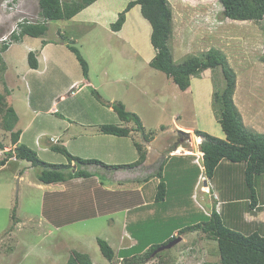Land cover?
<instances>
[{
  "label": "rangeland",
  "instance_id": "1",
  "mask_svg": "<svg viewBox=\"0 0 264 264\" xmlns=\"http://www.w3.org/2000/svg\"><path fill=\"white\" fill-rule=\"evenodd\" d=\"M130 1L99 0L71 20L50 22L48 32L42 38L26 36L21 42L13 41L9 49L0 54L1 69L3 64L6 66L0 71V93L12 90L10 97L5 94L7 102L22 116L19 130H24L31 123L28 130L30 138L36 132H57L62 125L55 117L72 120V132L84 129L86 131L83 132L93 134L105 124L122 125L124 128L134 126V122H122L114 111V106L122 103L128 112L141 118L145 130L136 133L134 139L145 143L147 155L148 152L150 155L149 161L131 177L134 181L120 178L119 182L127 184L136 182L137 178L148 179L142 182L147 186L145 192L142 196L136 194L133 199L141 201L144 198L145 206H150L138 212L140 218L136 214L134 217L131 215L128 228L126 212L122 209L124 200L114 212L96 215L98 209L90 196V189L96 183L94 179L86 184L88 188L77 183L73 186L79 203L86 208L76 206L73 200L74 203L70 204L61 197V206L52 207L59 213L50 215L51 208L46 211L44 207L45 191L37 187L38 178L46 169L42 166L31 169L25 180L20 182L18 177H14L13 170L21 168L19 161H15L9 164L10 168L0 169V264H66L72 250L89 254L94 264H123L119 256L109 262L102 255L97 239H109L116 255L122 249L133 248L122 253L132 256L143 254L151 246H164L172 236L181 238V242L160 252V257H156L157 253L145 264H219L220 255L215 241L201 232L180 235V230L207 220L206 215L211 214L214 208L213 199L218 201L214 187L220 194L226 191V187L232 189L228 193L232 205L222 211V220L233 229L236 227L241 231L244 227L242 218L251 212V191L243 176L244 164L240 168L225 170L227 164L224 163L216 169L212 179L207 178L204 164H197L202 158V138L198 142L196 130L225 139L213 107L214 92L226 86L222 69L203 72L192 78L189 90L181 91L165 73L150 66L156 55L151 44L152 26L143 18L140 6L128 13L120 32L112 30L111 25ZM168 1L173 12V35L169 46L174 62L181 64L211 49L221 51L236 73L234 103L244 125L264 133V20L239 22L227 19L218 0ZM41 21L39 0H0V48L4 41L10 40L21 22L35 24ZM58 30L66 33L70 38L69 44L78 48L88 63L89 78L86 81L75 54L66 44L59 42ZM44 40L51 44L47 51L41 48ZM31 52L39 61L37 70L30 67L28 58ZM82 78L87 86L80 88L79 82L72 85ZM29 89L30 94L27 95ZM26 96L30 100L28 104L32 103L30 109L26 106ZM54 102L61 112L56 116L47 114ZM39 110L44 112L39 113ZM44 114L47 116H42ZM83 123H92L95 127L85 129L81 126ZM149 134L155 139L144 142V135ZM48 139L45 138L44 142ZM0 141L8 147L12 144L11 133L1 124ZM125 143L131 142L126 140ZM129 152L119 157L120 163L128 159ZM38 155L48 164L69 165V159L51 147L49 152ZM4 157L0 152V160ZM201 158L200 162H203ZM75 165L72 164L73 167ZM77 169L94 173L100 180L105 174L89 165L78 164ZM161 182L166 183L168 194L164 202L156 203ZM253 186L256 197L263 202L264 177H256ZM100 191H97L98 196ZM127 194L131 195H124ZM207 194H211V198ZM236 198L242 201L236 203ZM262 210L254 212L258 220L256 224L259 221L264 223ZM78 214L86 218L66 224ZM113 220L115 227L111 225Z\"/></svg>",
  "mask_w": 264,
  "mask_h": 264
},
{
  "label": "trees",
  "instance_id": "2",
  "mask_svg": "<svg viewBox=\"0 0 264 264\" xmlns=\"http://www.w3.org/2000/svg\"><path fill=\"white\" fill-rule=\"evenodd\" d=\"M99 0H39L40 16L43 21L32 24L30 22H21L18 30L14 31L9 41H4L0 48V54L9 49L13 41L21 42L26 36L31 38H42L46 35L49 23L52 21L71 20L88 7ZM223 7L225 18L245 22V21H263L264 20V0H218ZM140 6L141 14L152 26L151 44L155 50V57L150 66L158 71L165 73L183 92L189 90L191 80L200 76L203 72L211 69L221 68L226 80V86L221 91L214 92V112L218 122L225 134V139L212 136L206 132L196 130V137H199L200 151L204 154L203 164L207 178L212 179L216 169L222 162L231 164H244L245 183L249 187L251 199L249 207L255 210L260 203L256 197L254 180L256 177H264V134L248 129L243 122L242 115L234 103V95L237 86L236 73L231 68L227 57L219 50L211 49L200 57H190L181 64L174 62V56L169 46L173 35V12L168 0H131L127 7L119 14L118 19L111 25L114 32H120L127 21V15L132 9ZM58 31L59 42L66 44L69 50L75 54L82 66L83 74L86 79L89 78V66L82 57L78 48L69 44L66 33ZM49 42L43 41L44 45ZM30 67L34 70L39 68V62L34 52L29 54ZM3 62V61H2ZM6 69L3 64V69ZM7 90L6 95L10 94ZM5 94L0 93V124L4 130L11 133L12 145L14 149L5 151V145L0 141V149L5 157L0 160V167L5 166L11 158L24 160L31 163L33 167H44L39 180L45 184L67 182L75 178H90L92 174L82 169H76L71 166L74 162L76 168L81 165H97L113 170L133 169L141 166L147 160V149L144 145L136 142L138 151V160L130 165H107L97 159H83L72 155L64 147H55L54 150L63 153L69 159V165L48 164L42 161L38 153L28 146L19 143L20 131L14 132L18 124V115L12 106H9ZM114 111L118 114L122 122H134V126L122 127V125L105 124L100 126V132L105 135L117 137H128L133 132L138 133L145 130L141 118L134 113L126 110L122 103L114 106ZM144 135V142H150L155 139L153 135ZM145 144V143H144ZM160 168L162 173V168ZM69 170V172H68ZM73 170L74 172H72ZM161 173L159 176L161 177ZM168 189L164 182H161L157 189L155 197L156 203L164 202ZM211 214H207V220L199 222L180 230V235L186 233L201 232L211 241H215L220 255L219 264H264V223L255 224L253 229H247L246 225L239 229H233L222 220V212L217 211L216 201ZM15 219V216H14ZM240 227V226H237ZM256 229V230H254ZM172 236L167 242L175 240ZM102 255L112 262L115 259V252L106 240L97 239ZM160 246H151L141 255L123 257V264H145L146 260L153 257L154 252ZM160 257V253L156 257ZM66 264H94L87 254L76 250L70 252V257ZM216 264V263H215Z\"/></svg>",
  "mask_w": 264,
  "mask_h": 264
},
{
  "label": "crops",
  "instance_id": "3",
  "mask_svg": "<svg viewBox=\"0 0 264 264\" xmlns=\"http://www.w3.org/2000/svg\"><path fill=\"white\" fill-rule=\"evenodd\" d=\"M59 31V30H58ZM63 32V31H62ZM61 32V33H62ZM58 34V32H57ZM38 39V38H35ZM45 41V40H44ZM23 43V42H22ZM51 44L48 43L47 45H42V51L46 50L49 48ZM38 50V49H36ZM39 62V61H38ZM81 83L80 88L87 86V83H85L84 79L82 78V80L79 81H75L72 85H74L75 83ZM92 86V84H91ZM31 87V85H30ZM190 89V88H189ZM9 92H11L9 94V97L12 95V90ZM30 94V89L29 92L27 93V95ZM18 100H24L23 98H19ZM26 106L28 109H30L32 107V103L29 105L28 104V97L26 96V100H25ZM39 104H41L39 102ZM42 105H44L42 103ZM56 106V102H54L47 111V114H52V115H58L61 112L59 111L58 107ZM47 107V105H46ZM14 108V107H13ZM17 115H18V124L16 125L14 132L16 131H20L21 135H20V141L19 143L28 146L31 149H35L38 154L40 152H49V147H51L52 150H54V148L57 146H64L71 154H74L75 156L78 155L80 158L83 159H97L100 160L104 163H106L107 165L113 166V165H130L134 162H136L138 160V151L136 148V142L144 145L143 142L140 141H136L135 135L136 133L133 132L132 136L129 137H117V136H113V135H105L103 133L100 132V130L98 129L97 131H95L93 134L91 133H87V132H83L86 131L84 129L79 130L78 132H72L71 131V124H72V120H67V119H60L58 117H55L56 120H59L58 123L61 124L62 126H60L59 130L57 132H54L52 130H46L44 132V134L42 133H35L34 136L28 137V130L31 129V123L24 129V130H19V126L20 123L22 122V116L17 112L16 108H14ZM56 109V111H55ZM40 112H44L42 110H39ZM42 116H47V115H42ZM81 126H83L85 129L86 128H91L93 129V124L92 123H83L81 124ZM131 125H129L130 127ZM257 132V131H256ZM261 133V132H259ZM264 134V133H262ZM44 135L43 139H41V136ZM23 137V139H22ZM130 137H132V141L130 140ZM30 138V139H29ZM45 138H49L48 141L44 142ZM126 140L130 141L131 143L126 144ZM27 141V142H26ZM73 144H77L79 146L76 147H72L71 145ZM44 145V146H41ZM52 145V146H51ZM85 145V147H83ZM40 146V149L38 148ZM5 150L10 148L14 149L15 146L11 144L10 147H8L7 145H5ZM145 147V146H144ZM62 148V147H61ZM75 149V150H74ZM132 149V151H131ZM74 150V152H73ZM130 150V154L128 155V159H125L122 163L121 158L123 155L128 154V151ZM0 152L3 154L5 151H2L0 149ZM150 155V152H148L147 155V160L144 164H142L141 166L135 168V169H121V170H113L110 168H106L103 166H97V165H89L91 167H97L101 170H103L105 172V174H102V180H100L99 178H97V176H94V173H91L92 176L90 178H75L72 180H69L67 182H58V183H51V184H45L43 182H41L38 178L39 184L37 185V187H39L42 191H45L43 193V201H44V207L46 208V211L49 210V208H51L50 210V215L52 214H56L57 212L59 213V211H55L53 210V206H57L60 207L61 206V197L65 200L70 201V204H76L79 205L80 207H84L86 208V205H81L79 203V198L77 197V195L75 194V192L73 191V189H75L74 183H77V185H82L84 188H88L87 187V183L91 180H96L95 186L92 187L90 189V196L93 200V203L95 204V208L98 209V211H96V215L99 214H103V213H107V212H114L115 209L123 204V200L124 203L123 205H125V207L122 209H125L126 215H125V220L127 222V228L129 227V221H131V215L134 217V215L136 214L138 218H140L138 216V212L142 211L144 208L149 207L145 206L146 201H144V198L141 201H134V196L136 194H139L140 196H142V194L145 192L146 189V185H142V182L147 181L148 179L144 178V179H140L137 178L136 182H128L127 184H121L120 178H126L129 181H134L131 177H134V175L136 173H138V169H141L143 165H145L148 161L149 158L148 156ZM181 155V154H179ZM176 155V156H179ZM77 156V157H78ZM186 156H190V155H183L182 157H186ZM40 157V156H39ZM171 157V156H169ZM3 159V158H1ZM41 159V158H40ZM43 159V158H42ZM41 159V160H42ZM18 162L19 161V165L21 166V168L19 169H15L13 170L15 173V178L18 177L19 181H24L25 180V176L29 174V171L31 169H34L35 167H33L31 165L30 162L28 161H24V160H17L16 158H11L7 164L5 166L0 167V169L5 168V167H9V164L14 163V162ZM43 161V160H42ZM119 161V163L117 162ZM226 163V168L225 170H230V169H235L237 166L240 168V164L234 165L231 164L229 162H222L220 165ZM74 164V162L72 163ZM219 165V166H220ZM72 166V165H71ZM77 169V168H76ZM108 172V173H107ZM125 174L128 175L127 177H125ZM96 175H98V173L96 172ZM244 176V175H243ZM115 179H119L116 180ZM88 180V181H87ZM130 185H135V188H131ZM239 187V184H238ZM101 189L102 192L100 191L99 196L102 197V199H99V196L97 195V191ZM217 188L214 187V192L217 194V199L218 201H216V207L218 208L219 212H222L226 207L232 205V200L231 198L228 197V193L230 192V190H232L230 187H226V191H223V194L218 193L219 191L216 190ZM48 190V191H47ZM148 190V189H147ZM75 195H74V194ZM125 193H131V195H133V197H131L130 194H127V196H125ZM214 193V194H215ZM86 195V194H85ZM208 198H211V196L207 195ZM205 197V196H204ZM241 198V197H240ZM48 199V200H47ZM71 200H73L74 202H72ZM210 200V199H209ZM215 201V199H213V202ZM236 203L242 201L238 200L237 198L234 200ZM85 202V201H83ZM213 202L211 203V205L213 206ZM262 204H259V206L255 209L252 210L251 212H247V214H245V216L242 218V225H246L247 229L252 228L253 226L256 224V222L258 221L257 215H255L256 211H260V209H264V200L263 202H260ZM67 204H69V202H67ZM100 204H102L103 206H99ZM143 205V206H142ZM104 210V211H102ZM264 211V210H262ZM262 213V212H260ZM49 214V211H48ZM76 217L72 218L71 220L67 221L66 224H71L74 222H77L81 219H85L86 217H84V215H76ZM248 218H252L255 219V221L253 220H248ZM261 221H259L257 224H260ZM116 222L113 220L111 222V225L113 227H115ZM256 224V225H257ZM255 225V226H256ZM112 228V227H110ZM256 230V229H254ZM175 234H177V231L175 232ZM109 245L113 248V246L111 245V241L109 239L106 240ZM129 243V242H128ZM137 247V246H136ZM130 248L129 250H121L119 252L118 255H116V251L113 248L115 255L118 257L119 259H123V257H131V256H124L122 255L123 251H131ZM77 251V250H76ZM80 252V251H78ZM83 253V252H80ZM85 254V253H84ZM90 258L91 256L89 254H87ZM133 256V255H132ZM92 260V258H91Z\"/></svg>",
  "mask_w": 264,
  "mask_h": 264
},
{
  "label": "water",
  "instance_id": "4",
  "mask_svg": "<svg viewBox=\"0 0 264 264\" xmlns=\"http://www.w3.org/2000/svg\"><path fill=\"white\" fill-rule=\"evenodd\" d=\"M172 150H174V149H172ZM172 150H171V151H172ZM180 242H181V238H176L175 240L169 242L168 244L159 247V248L154 252L153 256L156 255L157 253H160V252L165 251L166 249H171V248H173L174 246L178 245Z\"/></svg>",
  "mask_w": 264,
  "mask_h": 264
},
{
  "label": "clouds",
  "instance_id": "5",
  "mask_svg": "<svg viewBox=\"0 0 264 264\" xmlns=\"http://www.w3.org/2000/svg\"><path fill=\"white\" fill-rule=\"evenodd\" d=\"M200 152H201V151H200ZM201 153H202V152H201ZM203 156H204V154L202 153V158H201V157H200V158L203 159ZM200 158H199V163H200V164H198V165H201V163L203 164V162H200ZM76 167H77V166L75 165V167H74V168H75L74 171L76 170ZM204 170H205V169H204ZM207 195L211 196V194H207Z\"/></svg>",
  "mask_w": 264,
  "mask_h": 264
},
{
  "label": "bare ground",
  "instance_id": "6",
  "mask_svg": "<svg viewBox=\"0 0 264 264\" xmlns=\"http://www.w3.org/2000/svg\"><path fill=\"white\" fill-rule=\"evenodd\" d=\"M197 140H198V142H199V137L197 138ZM194 142L197 143L196 140H195ZM181 151H183V150H181Z\"/></svg>",
  "mask_w": 264,
  "mask_h": 264
},
{
  "label": "built area",
  "instance_id": "7",
  "mask_svg": "<svg viewBox=\"0 0 264 264\" xmlns=\"http://www.w3.org/2000/svg\"><path fill=\"white\" fill-rule=\"evenodd\" d=\"M197 164H200V163H199V160H198Z\"/></svg>",
  "mask_w": 264,
  "mask_h": 264
}]
</instances>
